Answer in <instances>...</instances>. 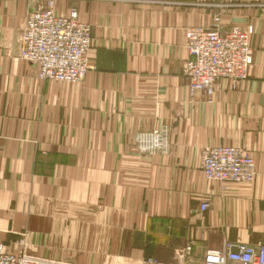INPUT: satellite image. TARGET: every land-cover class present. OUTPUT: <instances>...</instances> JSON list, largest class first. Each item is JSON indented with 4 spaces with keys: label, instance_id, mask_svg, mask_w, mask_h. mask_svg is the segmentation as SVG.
<instances>
[{
    "label": "crops",
    "instance_id": "1",
    "mask_svg": "<svg viewBox=\"0 0 264 264\" xmlns=\"http://www.w3.org/2000/svg\"><path fill=\"white\" fill-rule=\"evenodd\" d=\"M35 2L0 0V243L80 264L168 263L190 242L200 263L225 240L264 243V0H57L92 28L76 83L21 58ZM215 23L253 27L249 76L190 96L185 32ZM162 125L167 153L139 154L136 132ZM215 145L251 150L256 179L208 180Z\"/></svg>",
    "mask_w": 264,
    "mask_h": 264
},
{
    "label": "built area",
    "instance_id": "2",
    "mask_svg": "<svg viewBox=\"0 0 264 264\" xmlns=\"http://www.w3.org/2000/svg\"><path fill=\"white\" fill-rule=\"evenodd\" d=\"M25 19L21 35V58L38 69L42 79L78 82L91 65L88 51L92 28L78 18L76 10L58 14L57 0H35ZM252 26L233 25L224 29L212 26H191L185 32V46L191 58L184 62L182 73L189 92L213 94L221 80L236 84L249 76L254 50L251 45ZM137 151L145 156L167 151L168 130H141L136 135ZM202 172L208 180L221 183H252L257 176L256 161L251 150L234 145H215L202 150ZM210 207L207 200L201 211ZM23 244V243H22ZM192 242L177 252L175 260L162 263L148 259L150 264H264V243H242L225 240L218 248H210L200 263L193 262L189 252ZM0 243V264H65L29 253L25 247L17 253Z\"/></svg>",
    "mask_w": 264,
    "mask_h": 264
},
{
    "label": "rangeland",
    "instance_id": "3",
    "mask_svg": "<svg viewBox=\"0 0 264 264\" xmlns=\"http://www.w3.org/2000/svg\"><path fill=\"white\" fill-rule=\"evenodd\" d=\"M239 26V25H238ZM232 27V26H231ZM241 27H243V26H241ZM184 64V63H183ZM183 67V66H182ZM84 78H82L81 80H83ZM80 80V81H81ZM80 81H78V82H80ZM73 83H76V82H73ZM233 84V83H232ZM236 84H233V86H235ZM190 93V92H189ZM190 96H192V94L190 93ZM167 129L168 130V128H167V126L166 125H162V126H160L158 129ZM154 129H156V128H154ZM150 130H152V129H150ZM141 130H139L138 132H136V134H135V137H136V135L140 132ZM134 137V143H135V147H136V142H135V140H136V138ZM169 138V137H168ZM169 140V139H168ZM137 149V148H136ZM168 151V150H167ZM167 151H157L156 153H154V154H151V155H155V154H165V153H167ZM140 154V153H139ZM142 155V154H141ZM145 156V155H144ZM150 156V155H149ZM29 236H28V234H20L19 235V237L17 238V240H16V243H18V244H22V245H24V246H29ZM10 251H12V252H15V253H17L18 251H14V250H10ZM29 253H31V252H29ZM31 254H33V253H31ZM35 255H37V254H35ZM40 256V255H39ZM41 257H43V256H41ZM55 261H58V262H62V263H65V264H80V263H76V262H74L73 260H69V259H67V260H55Z\"/></svg>",
    "mask_w": 264,
    "mask_h": 264
},
{
    "label": "bare ground",
    "instance_id": "4",
    "mask_svg": "<svg viewBox=\"0 0 264 264\" xmlns=\"http://www.w3.org/2000/svg\"><path fill=\"white\" fill-rule=\"evenodd\" d=\"M218 88H219V85L217 86V88H216V89H218ZM216 89H215V90H216ZM197 93H198V92H197Z\"/></svg>",
    "mask_w": 264,
    "mask_h": 264
}]
</instances>
